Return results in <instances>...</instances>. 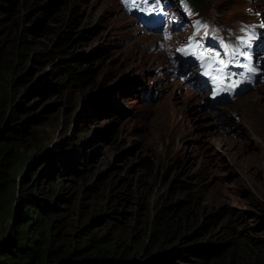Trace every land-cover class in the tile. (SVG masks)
Instances as JSON below:
<instances>
[{
  "label": "rangeland",
  "instance_id": "374dc122",
  "mask_svg": "<svg viewBox=\"0 0 264 264\" xmlns=\"http://www.w3.org/2000/svg\"><path fill=\"white\" fill-rule=\"evenodd\" d=\"M203 2L204 7L195 6L201 15L235 28L241 19H258L248 14V6L264 12V0ZM144 8L132 13L122 0H0V95L12 85L9 97L13 104L21 102L35 131L25 134L23 152L61 160L81 147L87 166L78 162L77 174L53 177L50 172L42 180L47 189L63 179L67 198L58 203V213L70 225L68 234L76 244L91 234H104L109 218L103 216L115 208L121 220L120 227L112 226L115 233L128 234L124 239L138 231L139 242L147 247L148 231L142 229L154 207L177 204L174 215L163 216L174 237L188 238L201 249L227 241L222 253L227 263L237 245L246 249L242 264H264V242L259 241L264 239V174L253 178L255 164L264 166L259 157H249L250 181L240 178L227 154L237 157L236 146L224 137L243 138L241 105L249 94L264 93V81L209 114L200 106L202 96L188 79H181L176 73L180 67L163 50L187 38L191 28L156 32L144 23ZM74 17L77 28L70 26ZM21 33L24 56L15 68L10 59ZM66 33L71 39L56 44ZM136 36L142 51L154 54L152 60L140 61ZM63 47L71 58L86 56L80 69H89L85 83L53 76L59 58L48 60L47 54ZM146 159L149 166H144ZM219 212L223 216L216 219ZM210 219L216 221L204 236L200 227ZM132 246L131 260L145 256ZM149 252L165 253L157 248ZM190 256L178 264H210L215 254L205 256L206 261Z\"/></svg>",
  "mask_w": 264,
  "mask_h": 264
},
{
  "label": "trees",
  "instance_id": "16d2710c",
  "mask_svg": "<svg viewBox=\"0 0 264 264\" xmlns=\"http://www.w3.org/2000/svg\"><path fill=\"white\" fill-rule=\"evenodd\" d=\"M191 2L194 6L204 7L203 0ZM76 25L77 18L74 17L70 26L77 28ZM22 34L10 59L15 68L20 65L21 56H24L21 51L25 42ZM80 34L79 32L78 39L81 38ZM70 39L71 33H66L56 44L61 45ZM80 55L71 58L65 47L56 54L51 50L47 54L48 60L59 58L53 76L67 75L77 82L85 83L84 76L89 69L80 70L83 68L82 60L86 58ZM93 56L90 55L92 61L95 60ZM38 61L43 62L41 58ZM11 86L0 95V264H178L181 260L190 259L191 254H198L197 258L205 261V256L215 254L210 264H242V254L246 249L237 245H234L228 263L225 257L220 258L227 241L214 246L209 244L201 249L188 243V238L174 237L172 228H168L163 221V218L168 217L163 216L174 215L179 208L177 204L154 207V216L147 219V225L142 229L148 231L147 247L139 242L138 231L124 239L123 236L128 234L121 236L115 233L112 226H121L120 218L115 216L118 213L115 208L103 216L109 218V227L104 234H91L83 243L76 244V239L68 234L70 225L64 221V215L58 213V203L67 198L63 191V179L60 177L67 173L77 174L78 162L87 166L88 161L80 147L77 151L71 149L61 160L53 155L39 158L33 156L36 159L27 168L33 157L23 152L25 134H35V131L31 130L30 120L24 115L21 102L13 104L9 97ZM149 164L146 159L144 166ZM48 175L60 177L46 189L42 180ZM221 216L223 212L217 213L216 219ZM216 219H210L201 225L204 236L211 230ZM259 241L264 242V239ZM130 244H133L134 252L145 256L139 260H131ZM152 248L161 249L165 253L154 255L149 252ZM175 259L178 261L174 262Z\"/></svg>",
  "mask_w": 264,
  "mask_h": 264
},
{
  "label": "bare ground",
  "instance_id": "6f19581e",
  "mask_svg": "<svg viewBox=\"0 0 264 264\" xmlns=\"http://www.w3.org/2000/svg\"><path fill=\"white\" fill-rule=\"evenodd\" d=\"M133 40L138 52H142L139 53V57L137 56L140 58V61L143 62L142 58L147 60H152L154 58V54L149 52L148 49L142 51V48L140 47V38L138 36L134 37ZM168 66L169 65L167 64V67ZM191 100L192 99L187 100L186 103L189 104ZM241 106L243 107V109H240L242 125L239 124V126L241 125L240 128L244 134L243 138L235 140L228 136L224 137H226L228 144L236 146V153L238 154L237 157L232 156L230 153L227 154L231 158V162L234 167L239 170V177L250 181L248 178L250 177L248 171L251 170V167L249 166L248 158L255 156L259 157L261 159L262 166H264V93L249 94L243 100ZM179 111H181V109ZM182 112V118L185 119L187 117L186 112L183 110ZM222 113L223 112H221V114ZM222 116H224V114H222ZM216 140L217 138L215 137L214 141ZM250 143H252L251 147ZM223 145L225 150V144ZM254 169L255 173L253 178L258 180L259 175L261 176L264 174L263 167H261V165L257 162Z\"/></svg>",
  "mask_w": 264,
  "mask_h": 264
},
{
  "label": "water",
  "instance_id": "95a60500",
  "mask_svg": "<svg viewBox=\"0 0 264 264\" xmlns=\"http://www.w3.org/2000/svg\"><path fill=\"white\" fill-rule=\"evenodd\" d=\"M209 2H210V0H208ZM36 158L34 157V158H32V160L29 162V164L27 165V168L34 162V160H35Z\"/></svg>",
  "mask_w": 264,
  "mask_h": 264
},
{
  "label": "snow or ice",
  "instance_id": "6c2138e0",
  "mask_svg": "<svg viewBox=\"0 0 264 264\" xmlns=\"http://www.w3.org/2000/svg\"><path fill=\"white\" fill-rule=\"evenodd\" d=\"M262 27H264V25H262ZM242 43H246V42H244V41H242ZM235 54V53H234ZM251 70V69H250Z\"/></svg>",
  "mask_w": 264,
  "mask_h": 264
},
{
  "label": "flooded vegetation",
  "instance_id": "af4514ba",
  "mask_svg": "<svg viewBox=\"0 0 264 264\" xmlns=\"http://www.w3.org/2000/svg\"><path fill=\"white\" fill-rule=\"evenodd\" d=\"M224 256H220V258H223Z\"/></svg>",
  "mask_w": 264,
  "mask_h": 264
}]
</instances>
